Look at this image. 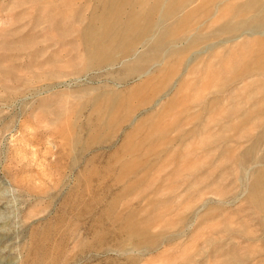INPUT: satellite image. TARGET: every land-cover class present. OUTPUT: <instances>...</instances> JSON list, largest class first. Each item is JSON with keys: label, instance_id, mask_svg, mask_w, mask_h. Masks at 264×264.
Here are the masks:
<instances>
[{"label": "rangeland", "instance_id": "1", "mask_svg": "<svg viewBox=\"0 0 264 264\" xmlns=\"http://www.w3.org/2000/svg\"><path fill=\"white\" fill-rule=\"evenodd\" d=\"M56 3L62 16L54 21L46 9ZM95 3L0 0V264H264V211L249 199L253 160L264 155V144L244 158L247 177L237 162L264 123L263 114L245 118L264 99L249 90L264 83H228L229 72L254 53L247 47L230 54L235 44H226L199 56L226 37L202 40L166 62L159 78L174 76L166 88L153 82L135 97V83L120 90L108 84L118 64L112 72L87 69L81 32L87 14L103 10ZM156 85L162 92L141 105ZM105 87L124 91L125 104L109 125L102 112L83 108ZM129 98L137 110L124 122Z\"/></svg>", "mask_w": 264, "mask_h": 264}, {"label": "bare ground", "instance_id": "2", "mask_svg": "<svg viewBox=\"0 0 264 264\" xmlns=\"http://www.w3.org/2000/svg\"><path fill=\"white\" fill-rule=\"evenodd\" d=\"M95 2L98 4H102L103 10L100 12V14L99 13L96 14V13H94L95 11L91 9L90 12L94 11L92 13V15H91V13L87 14L90 16V17L88 16L89 22H87L88 23L87 26H85L81 32L82 33V35H81L82 41H83L82 42L83 52L85 55L84 58L87 62V69H89V70L100 69L102 71L104 70V71H111L112 72L113 68H115V64H118V67L121 66L120 70L116 73V77H114V79H113L114 81L108 82V84L111 83L117 89L118 88H124L126 86H129L130 84L135 83V85L130 90L131 91L133 90V92L140 91V93H141V91L146 90V88L149 86V84H152L153 82H154V84H155V82L158 83L157 81H159L161 84H162V82H164L163 86L166 88V86H165L166 83H168V81L170 79L174 78V76H172V74H171L172 72L168 73L169 75H167V76L164 75V77H162L163 80L160 79L159 76H160V74H162L161 72L164 70L163 69L164 66L167 65L168 61L170 60V58L172 56L178 54L179 52H181L185 49H191L196 43H199L202 40H207L209 38H213L216 40L218 37H226V38L221 40V41H216L213 45L205 46L203 48V50L198 53V55L200 56L202 54H206L209 51H211L212 49H215L218 46L222 47L226 44H231V45L235 44L232 47L233 49L229 50V53L232 52L233 50H236L238 53H241V51L245 50L248 47V48H250L249 50L251 52L247 49V53L253 52L254 54H252V56L248 60L246 59V61H244V63L242 61H238V63L242 62L243 64L238 65L235 68L233 67L234 65H231V68L233 67L234 69H232L233 71L229 72L230 74L232 73V75L230 76L228 83L233 85L234 83L240 82V85H241V83L244 82V80L245 81L248 80L247 84H250V85L256 84L259 81H261L260 83H262V81L264 83V0H95ZM96 3L94 6H96ZM86 4H89L88 1ZM207 4L211 5V9L210 8L205 9L207 7ZM210 5H209V7H210ZM94 6H92V7H94ZM79 7L81 8V6H79ZM79 7L74 12L71 13L72 18L73 17L76 18L77 16H79V12H80V10H82V9H79ZM83 8H85V6ZM126 8L129 9V12H127L125 14ZM95 9H96V7H95ZM204 10H205V13H201ZM226 10H228L227 13H229L227 15L225 14ZM46 11H48L51 15H53L52 17H53L54 21H57L58 18H60L59 16H62L61 6H59V4H57V3L55 5H53V7L46 9ZM96 11H97V9H96ZM80 15H81V13H80ZM38 16L35 17V18H37V21L41 15L39 17ZM55 18H56V20H55ZM219 20L223 21V23L220 26L219 25L215 26V24H217V22ZM39 21L41 22V20H39ZM141 23H143L144 26H141ZM40 24H42V23H40ZM36 27L38 28L39 26H36ZM187 29L189 31H192V29H194V33L192 35L191 34H185L184 31ZM112 31H114L113 34L111 33ZM27 38H30V36L28 37V35H27ZM130 38L131 39L133 38V42L129 41ZM246 38H248L249 41H247V43L246 42L243 43L242 41L245 40ZM39 39H41L40 36H39ZM136 46L137 47L140 46L143 49V51H141V52L137 51L135 49ZM237 52H235V53H237ZM150 54H152V56H150ZM195 60H196V58L193 59L192 61H195ZM236 62H235V64H237ZM46 63H49V62H46ZM52 63H53V61H52ZM54 63H56V62H54ZM151 63H152V65H150ZM41 66H43V65H41ZM38 67H40V66H38ZM229 70H231V69L229 68ZM186 72H188V70H186L184 73H186ZM228 83L226 82V84H223V85H228ZM157 85H160V84H157ZM157 85L155 86L156 89H154V91L151 88L150 91H152V92L150 95H146L148 97H146V99L144 98L145 100L142 99L141 105H144V106L149 105L151 95L153 96L157 93L162 92V90H161L162 87L159 90L158 89L159 86L157 88ZM223 85L220 87L218 92L217 91L214 92V95H218V93L220 94L222 91L225 90V86H223ZM257 85H259V84H257ZM262 86H263V84H261L260 87L258 86L259 89H256V91L254 89H253L254 91L253 90L252 91L249 90V91L251 93H258V94L263 93L264 88ZM164 87H163V90H164ZM105 88L107 89L106 91H103L100 94L92 97V99H89L87 101V104L84 105L83 108H85V110L87 109L89 112H93V113L94 112L95 113L102 112L103 118L104 117L109 118V119L107 118L108 119L107 121L105 120L106 125H109V124H112V122L114 121L113 119H115V116L118 114L117 113L115 115V113L121 112V110H122L121 108H122V105L124 103L122 95L124 94V91H115L112 89L109 90L107 87H105ZM242 88H244V87H242ZM118 90H120V89H118ZM234 90H232L231 92H233ZM131 91H130V93H131ZM137 93L138 92L134 93L135 97H136V95H140ZM167 94L168 93H166L165 95H167ZM132 96H133V93H132ZM132 96H130V98ZM253 96L255 97V95H253ZM130 98L128 99L129 101H130ZM257 100H259V99H257ZM129 101H127L128 103L126 102L127 110L125 112H131V113L125 114L123 116L124 119H121V120H124V122H127L126 120L128 118H130L132 112L135 113V111L137 110V106L133 107L134 106L133 105L131 107L132 104H130L131 101L130 102ZM259 101H261V104L257 105L256 103H259ZM259 101L255 103L256 105H251V107L246 111L247 112L246 116H245L246 121L250 120L251 115H254V114L255 115H257V114H263L264 115V112H263L264 111V108H263L264 107V99H260ZM213 102L214 103L217 102V96H214L210 102L212 104L211 108L213 107V110H214L215 106H213ZM210 103L207 101L204 108H207V106H208L209 110H210V106H209ZM248 103H250V102H248ZM252 104H254V102ZM217 105L218 104H216V106ZM130 107L132 109H130ZM232 108L230 107L229 110H231ZM200 109H202V108L200 107ZM80 111H84V109H82ZM233 111L234 110L232 109L231 113ZM226 112H228V110ZM235 112H234V114L237 113V112L236 113ZM231 113H230V115L228 114L229 117L233 115ZM89 114H91V113H89ZM242 114H243V112H242ZM96 115L98 116V113ZM228 115H227V117H228ZM244 115H245V113H244ZM239 117L241 118L242 115ZM261 117H259V118H261ZM90 118H91V115H90ZM95 118L98 119L97 120L98 122L101 121L100 117H95ZM222 118L223 117H221V119ZM240 118H239V120H240ZM254 118L259 119V118H257V116L256 117L254 116ZM256 119H254V121ZM262 119L264 120V118H262ZM262 119H259V120H262ZM89 121L92 122L91 119ZM89 121L87 122L88 124L87 123H85V124H87V126L90 128V124H89L90 122ZM95 121H96V119H95ZM115 121H116V119H115ZM142 121L146 122L145 119H143ZM241 121H245V119H243ZM252 121H253V119H252ZM103 122H104V120H103ZM144 122L142 123L143 125H144ZM235 122H236V120H235ZM93 123H91V125H93ZM239 123H241V122H239ZM228 124L226 123V125L231 127L230 125H232V124H230V122ZM141 125H140V127H141ZM222 125H224V124H222ZM222 125H221V127H222ZM255 125H256V123H255ZM138 126L139 125H137V127ZM156 126L157 125L155 124V126L153 128H156ZM237 126H239V125L237 124ZM237 126H234V127L232 126L231 128H233L235 130V129H237ZM88 127H85V128L88 129ZM229 127H226L225 129L227 130ZM255 127L256 126H253V127H251V129H256ZM117 128H119V127H117ZM120 128H121V126H120ZM241 128H240V130H241ZM258 129H259L258 134L256 136H254V137L252 136V137L247 138L245 140L246 143H250V144H249L248 150H246L242 156H239L237 158L238 159L237 162H238L239 166L243 163L244 158L248 157L249 155H252V153L255 152L259 148V146L264 144V123ZM240 130L238 132L239 134H240ZM242 130H244V129H242ZM246 130H248V129H246ZM248 131H246V132H248ZM223 132H224V130H223ZM241 132H243V131H241ZM90 133L92 134L91 130L88 134H90ZM95 133H96V131H95ZM248 133H251V131ZM224 134L222 135L223 136L222 138H225ZM235 135L236 134L234 133V136ZM243 135H242V137H243ZM95 136H96V134H95ZM232 136H231V138H232ZM247 136H248V134H247ZM71 137H72V135H71ZM97 137H98V134L95 138H97ZM130 137L131 136H128L127 138H125V140L127 139L126 142L131 140ZM75 138H77V136H75L73 139H75ZM128 138H129V140H128ZM70 139H72V138H70ZM227 139H230V137H227ZM243 139H245V138H243ZM243 139H241V140H243ZM93 140L94 139H92V141ZM76 141H78V140L77 139L74 140V143H75V144L73 143L74 146L77 145ZM140 141H143V140H140ZM237 141L238 140H233V138H232V142L235 143ZM72 142H73V140H72ZM72 142H71V144H72ZM90 142H91V140H90ZM94 142H95V140H94ZM98 142L100 143V140ZM126 144L125 145L128 146L129 142ZM230 144H233V143H230ZM230 144H228V145L226 144L225 147L228 148ZM79 147L81 148V145ZM72 148H73V146L70 149H72ZM80 148H77V149L80 150ZM70 149H69V151H70ZM74 149L75 148H73V150ZM82 149H84V148L82 147ZM85 149H87V148H85ZM50 151L48 153H50ZM83 152H85V151H83ZM56 153L54 152V155ZM74 157H76V156H74ZM71 158H72V156H71ZM64 159H62V160L64 161ZM55 162H57V161H55ZM70 162L72 163V160ZM74 162L76 164V161H74ZM90 162H91V159L89 161V164H90ZM71 163H69V164H71ZM253 165L257 166L256 167L257 169L251 173V175H253V177H251V178H253V181L249 186V190H250L249 199L255 206H257L258 209H260L261 211H264V155L260 156V157H256L253 160ZM67 166H70V165L67 164ZM86 166H87V164H86ZM138 166L136 165L135 168L133 166V169H136V167H138ZM241 169H242V173H244V177H247L248 174H250V170L248 169L249 170L248 171L246 169H243L242 165H241ZM131 171H134V170H131ZM131 171L129 170L130 173H133ZM124 172H126V171H124ZM146 172H148V171H146ZM146 172L144 171V173H146ZM89 173H91V172H89ZM119 173H118V175H119ZM123 175H125V173ZM127 175H129V174L127 173ZM217 180H219V179H217ZM242 183H243V180H242ZM129 187L131 188L132 185H129ZM129 187H127V188H129ZM189 187L191 188V186H188V188L185 189V190H187V192H188V190H190ZM177 190H179V188L174 190V191L176 192ZM257 192H260L261 195L260 196L256 195ZM185 194H187V193H185ZM180 195H178V196L181 197ZM204 204H206V203H204ZM122 225H124V223ZM143 229H145V228H143ZM136 234L138 235V233H136Z\"/></svg>", "mask_w": 264, "mask_h": 264}]
</instances>
